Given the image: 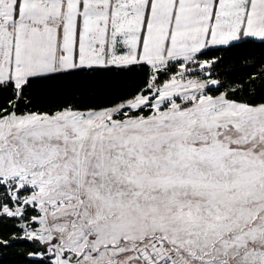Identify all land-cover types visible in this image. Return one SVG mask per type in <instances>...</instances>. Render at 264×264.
I'll use <instances>...</instances> for the list:
<instances>
[{"label": "snow or ice", "instance_id": "1", "mask_svg": "<svg viewBox=\"0 0 264 264\" xmlns=\"http://www.w3.org/2000/svg\"><path fill=\"white\" fill-rule=\"evenodd\" d=\"M0 264H264V0H0Z\"/></svg>", "mask_w": 264, "mask_h": 264}]
</instances>
